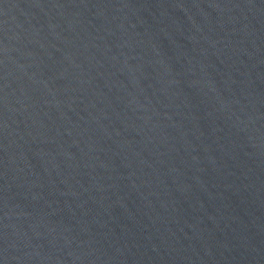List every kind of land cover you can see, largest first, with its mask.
<instances>
[{
  "label": "water",
  "instance_id": "1",
  "mask_svg": "<svg viewBox=\"0 0 264 264\" xmlns=\"http://www.w3.org/2000/svg\"><path fill=\"white\" fill-rule=\"evenodd\" d=\"M0 264H264V0H0Z\"/></svg>",
  "mask_w": 264,
  "mask_h": 264
}]
</instances>
